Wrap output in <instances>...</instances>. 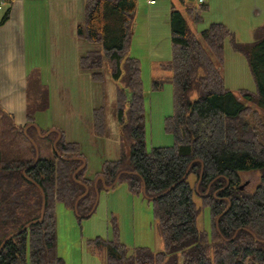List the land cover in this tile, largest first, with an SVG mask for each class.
Wrapping results in <instances>:
<instances>
[{
	"label": "trees",
	"instance_id": "16d2710c",
	"mask_svg": "<svg viewBox=\"0 0 264 264\" xmlns=\"http://www.w3.org/2000/svg\"><path fill=\"white\" fill-rule=\"evenodd\" d=\"M174 1L170 0L172 57L160 63L171 74L153 80L155 90L167 82L173 85L174 110L165 118L164 130L174 142L151 149L146 145L140 61L129 55L138 0H84L77 35L101 47L81 55L79 64L98 81L108 66L120 82L116 109L121 153L89 176L80 143L69 140L63 130L58 129L57 151L51 156L39 152L36 163L34 144L32 157L27 158L11 157L0 147V245L40 217L43 195L33 180L46 196L43 221L4 244L0 264H64L57 246V204L77 209L81 223L95 211L91 213L96 190L104 189L102 180L95 184L97 177L102 175L106 185H111L120 172L117 183L126 182L134 194H143L152 203L164 248L131 249L119 240L114 223L113 238L87 239V244L106 248V264H180L181 260L182 264H264V27L255 29L251 42L239 41L219 21L197 33L192 24L202 20L208 2L176 0L182 11ZM227 40L246 59L255 90L235 92L226 86L220 66L225 62ZM27 112L28 121L21 129L34 122L32 112ZM104 112L101 107L95 110L94 130L100 136L105 134ZM25 132L29 134V129ZM54 132L52 144L58 136ZM82 157L86 164L74 178ZM255 170L260 172L257 185L251 191L240 190L242 173ZM85 184L89 191L83 195ZM195 192L209 210L210 229L197 226L200 208L193 199Z\"/></svg>",
	"mask_w": 264,
	"mask_h": 264
},
{
	"label": "rangeland",
	"instance_id": "374dc122",
	"mask_svg": "<svg viewBox=\"0 0 264 264\" xmlns=\"http://www.w3.org/2000/svg\"><path fill=\"white\" fill-rule=\"evenodd\" d=\"M164 1L169 0H158L157 5ZM27 2L34 4V10L28 13L30 38H27V53L31 64L27 77L29 85L26 89L11 93L14 118L0 107V147L11 157L27 158L32 157L31 146L35 142L42 156H51L54 152V131L63 130L70 140L79 141L88 161V175L93 176L106 160L115 159L119 155L117 146L121 143V135L116 100L120 82L112 77L108 66L103 69V79L98 81L92 77L91 71L81 68L79 64L81 55L101 47L77 35L78 26L83 22L84 0ZM255 2L259 0L228 1L222 15L226 17L224 23L230 30L231 27H238L240 16L245 15L246 21L256 16L248 17L252 11L244 9H253ZM234 7H237L238 12ZM154 8L147 0H138L137 18L129 47V55L140 61L148 149L174 142L173 136L164 130L165 118L174 110L173 85L167 82L161 90H155L153 82L154 78L171 74L160 64L172 57L170 11H159L152 19ZM201 15L202 20L192 24V29L197 33L221 16L220 9H216L214 3L203 10ZM155 22L159 27L154 25ZM152 33L162 38L152 42L157 37L152 36ZM254 36V33L248 31L242 36L246 41L237 39L251 42ZM166 44L169 52L157 49L158 45L165 48ZM220 69L226 86L233 91L256 89L246 59L231 48L228 40L225 43V62ZM24 97L27 111L32 112L34 122L21 129L18 122L25 116L21 105ZM100 107L105 111L103 136L94 130L95 110ZM35 124L40 130H48L45 133L39 132ZM26 128L29 134L25 132ZM262 133L264 136V129ZM242 177L243 183L249 181L245 189L251 191L259 182L260 172H243ZM99 192L94 213L81 223L77 219L76 210L60 202L57 204V246L64 264H87L89 260L95 264H106V248L87 244V239L96 236L113 238L114 223L118 224L119 240L129 248L147 246L153 251L163 250L164 243L156 227L152 203L143 194H134L126 182H119L114 188ZM193 199L200 208L198 228L210 229V214L208 208L203 206L202 196L195 192Z\"/></svg>",
	"mask_w": 264,
	"mask_h": 264
},
{
	"label": "crops",
	"instance_id": "0c3cea01",
	"mask_svg": "<svg viewBox=\"0 0 264 264\" xmlns=\"http://www.w3.org/2000/svg\"><path fill=\"white\" fill-rule=\"evenodd\" d=\"M27 1L28 0H6L4 3H0V107L4 111L6 110L12 118H14L15 116L11 109V93L17 90L21 91L23 89H26L29 85L27 77L28 74H30V71L28 69L31 67V64H29L27 53V38H30L28 28V26H30V19H28V13L30 12V10H34V4ZM228 1L229 0H208V8H210L211 3H214L216 9H220L221 14L219 19L211 22L227 21L226 17H223L222 14L223 10H226ZM174 2L182 11H184L182 5L178 4V1L175 0ZM147 3L150 4L148 0ZM157 4L158 0L155 4H150L152 7L155 6V8L152 9L151 12L152 19H154L158 15L159 11H165L167 13L168 11H170V0L161 2L159 6ZM236 5L237 2L235 3V6ZM244 9L252 11V14H249L248 17L254 14L256 16L246 21V18H244L245 15H242L239 17L238 27H231V31L234 32L237 38H241L242 41L247 40L242 39V36H244L246 32L248 33L249 31L254 33L257 27H264V0L255 2L253 9L247 7ZM234 10L238 12L237 7H234ZM6 14H8L7 18H5ZM257 19L260 20L254 23V21ZM227 24L231 26L229 23ZM154 25L159 27V24L156 22L154 23ZM158 35L159 34L155 35L152 33V36H157L154 41L152 40V42H155L162 38ZM157 49L168 51V45L166 44L165 48H161L158 45ZM21 105L23 107L25 116L23 120L18 123L20 124V126H24L28 121V108L25 97L24 103L22 100ZM117 148L118 154L120 155L121 143L117 146ZM88 263L95 264L90 260L87 262V264Z\"/></svg>",
	"mask_w": 264,
	"mask_h": 264
},
{
	"label": "water",
	"instance_id": "95a60500",
	"mask_svg": "<svg viewBox=\"0 0 264 264\" xmlns=\"http://www.w3.org/2000/svg\"><path fill=\"white\" fill-rule=\"evenodd\" d=\"M35 126L38 128L39 132H41L39 126L36 125V124H35ZM26 129H27V128H26ZM57 131H58V136H57V138L55 139L54 144H53L54 149H55L56 151H57L56 143H57V141H58V140L60 139V137H61V133L59 132V130H57ZM124 144H125V147H126V155H127V156H130V154H131V148H130V145L128 144V142H127L126 139H124ZM34 146H35V148H36V158H35V163H36V162L38 161V159H39V149H38L37 144H36L35 142H34ZM81 160L83 161V164H82V165H81V166H80V167L74 172V178H75L77 172H78L81 168H83V167L85 166V164H86V159H85L84 157H82ZM129 162H130V158L128 159V163H129ZM35 163H34V164H35ZM24 173H25V171H24ZM121 173H122V172H120V173L117 175L116 180H115L114 183L111 184V185H106V183H105V179H104V177H103L102 175H100V176L97 177L95 184H97L98 180H102V183H103L104 189H105V190H109V189L113 188V187L116 185V183H117L118 180H119V177H120ZM76 180H77V179H76ZM77 181H78V180H77ZM33 182H34V183H35V184L41 189V191H42V195H43V203H42V209H41L40 217H39L38 219H34V220L29 221V222L26 223V224H25L20 230H18V231H16V232L12 233V234H10V235H8V236L3 240V242L1 243V245H0V249L2 248V246H3V245H4L9 239L13 238V237L16 236V235L21 234V233L24 232V231H25L30 225H32V224H34V223H38V222H42V221H43L44 211H45V207H46V196H45V193H44L42 187H41L36 181L33 180ZM248 184H249V181H245L244 183H242L241 185H239V189H240V190H244L245 187H246ZM85 188H86V191L84 192L83 195L87 194L88 191H89V187H88V185L85 184ZM170 188H171V187H170ZM170 188H169V189H170ZM169 189H168V190H169ZM168 190H166L165 192H163V193L157 195L156 197H160V196H162V195L165 194ZM143 191H144V194H145V183H144ZM96 192H97V200H96V202H95V204H94V206H93V208H92V210H91V213H93V211L96 209L97 204H98V198H99V194H100V192H99L98 190H96ZM83 195H82V196H83ZM76 208H77V204H76ZM76 213H77V209H76ZM87 216H88V215H86V216H84V217H87Z\"/></svg>",
	"mask_w": 264,
	"mask_h": 264
},
{
	"label": "built area",
	"instance_id": "2783aa9c",
	"mask_svg": "<svg viewBox=\"0 0 264 264\" xmlns=\"http://www.w3.org/2000/svg\"><path fill=\"white\" fill-rule=\"evenodd\" d=\"M6 0H0V3H4ZM200 3H204L206 2L207 0H198ZM148 2L150 4H155L157 2V0H148Z\"/></svg>",
	"mask_w": 264,
	"mask_h": 264
}]
</instances>
